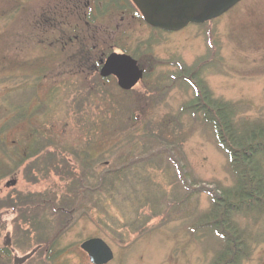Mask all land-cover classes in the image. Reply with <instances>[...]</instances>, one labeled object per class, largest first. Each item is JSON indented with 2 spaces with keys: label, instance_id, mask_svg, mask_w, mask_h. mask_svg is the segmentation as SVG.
<instances>
[{
  "label": "rangeland",
  "instance_id": "1",
  "mask_svg": "<svg viewBox=\"0 0 264 264\" xmlns=\"http://www.w3.org/2000/svg\"><path fill=\"white\" fill-rule=\"evenodd\" d=\"M111 52L144 70L131 89L99 76ZM194 84L264 125V0L173 32L130 0H0V264H91L79 247L91 237L111 248L107 264H212L221 238L202 218L235 178L193 112ZM33 130L44 141L20 162ZM118 169L122 188L86 190ZM229 224L246 244L235 264H264V211Z\"/></svg>",
  "mask_w": 264,
  "mask_h": 264
},
{
  "label": "trees",
  "instance_id": "2",
  "mask_svg": "<svg viewBox=\"0 0 264 264\" xmlns=\"http://www.w3.org/2000/svg\"><path fill=\"white\" fill-rule=\"evenodd\" d=\"M180 69L182 70V67ZM184 70L187 72L185 68ZM186 82L190 83L187 80ZM194 87L197 90L195 93L197 97L194 98L192 103L195 108L193 112L196 114V110H199L202 118L213 127L217 144L226 155L229 169L235 178V183L230 189L222 190L221 194L212 200L209 211L203 215L202 223H206L221 238L222 249L212 264H235L239 258H242L246 244L243 238H239L237 228L229 224L232 212L245 209L260 214L264 211V125L236 120L234 110L229 104L216 99L213 100L208 90L202 93L199 91L198 86L195 85ZM26 115V112L23 114L22 110H19L17 116L21 118L26 117ZM35 132H38V130H33L29 135V141L25 143V155L20 162L34 157L37 154V149L44 141ZM0 133L2 135V131ZM0 145H7L5 138L0 137ZM4 151L8 156L6 150ZM122 170H105L99 173L97 180H94V182L88 181V184L85 185L86 190L91 192L92 195L105 194L112 186H115L116 182H118L119 188H122L125 182L119 183L120 178L117 175ZM75 179L73 177L76 183L77 180ZM57 212L63 216V219L68 220V213ZM37 219L38 215L34 214L32 218L34 226L36 224V226L42 228L47 224L49 218L47 220L41 218L42 220L39 221ZM52 247H49L51 253L49 258H54L59 254V251L56 252L55 250L53 252Z\"/></svg>",
  "mask_w": 264,
  "mask_h": 264
},
{
  "label": "water",
  "instance_id": "3",
  "mask_svg": "<svg viewBox=\"0 0 264 264\" xmlns=\"http://www.w3.org/2000/svg\"><path fill=\"white\" fill-rule=\"evenodd\" d=\"M143 20L152 28L178 31L190 23L215 19L241 0H131ZM103 78L114 76L122 90H129L143 76L137 61L126 53H110L99 70ZM80 249L91 264H107L113 259L109 245L100 237L83 240Z\"/></svg>",
  "mask_w": 264,
  "mask_h": 264
}]
</instances>
